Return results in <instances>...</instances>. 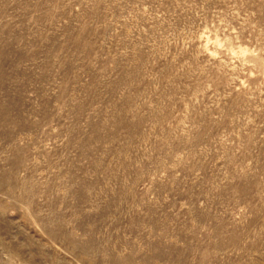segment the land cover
Masks as SVG:
<instances>
[{
  "label": "rangeland",
  "instance_id": "obj_1",
  "mask_svg": "<svg viewBox=\"0 0 264 264\" xmlns=\"http://www.w3.org/2000/svg\"><path fill=\"white\" fill-rule=\"evenodd\" d=\"M0 264H264V0H0Z\"/></svg>",
  "mask_w": 264,
  "mask_h": 264
}]
</instances>
